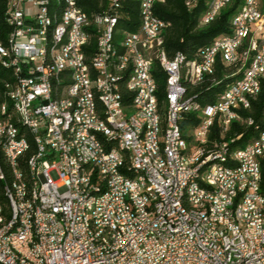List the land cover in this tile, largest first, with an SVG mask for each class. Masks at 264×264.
<instances>
[{
    "label": "built area",
    "instance_id": "obj_1",
    "mask_svg": "<svg viewBox=\"0 0 264 264\" xmlns=\"http://www.w3.org/2000/svg\"><path fill=\"white\" fill-rule=\"evenodd\" d=\"M131 2L124 0L126 9L129 10ZM41 3L42 0H16L11 11L16 22L14 49L5 50L3 47V53H0L3 59L19 70L23 91L15 97L24 99L25 114L40 136L41 157L34 163L39 181L41 235L44 241V250L39 253L46 254L52 264H264V207H260V200L251 189V166L260 165L261 170L264 168V137L247 153L238 155L236 169H224L211 175L209 177H214V184L202 181V188L194 189L193 202H202V205H209L214 210H222L223 219L192 218L184 216L178 209V187L184 178H199L203 166L186 169L188 159L177 158L175 153V145H178L175 125L181 124L188 107L187 98L193 96L190 95L191 91H184L180 87V75L185 69L178 68V61L167 63L174 75L169 167H162L155 148V135H148V138L157 153V161L147 164L145 158L141 157L135 136H131L124 127L122 102L126 96H133L137 107L139 99H146L147 109H144V114H137L136 119L151 118L153 125L155 103L150 98V91L154 90V85L152 77H146L144 73V51H148L151 46L163 45L166 24L159 23L155 12H150V0H145V6H138L139 25L134 34L125 33V37H130L131 49H125V56H117V65H127L129 72H132V61L141 62V75L132 74L130 84L124 85L132 87V95H114L109 92L110 78L104 75L101 65L103 46L99 51L97 66L104 95L110 101L111 118L117 126V133L109 138L121 137L129 142L136 154L137 166L149 172L151 189L163 192L166 205L151 209L152 197L142 200L136 189L137 180L127 178L126 170H121L120 154L110 149L109 138H106L108 152L100 151L97 139L102 138V132L89 105L86 113H80L78 124L85 139L83 153L88 155L90 161L86 182L89 189L91 177H102L103 187L92 203L95 231L86 230L82 195L87 189L74 187L75 172H69L67 155L62 154L61 150V126L66 113L52 105L49 77H43L39 67ZM205 7H210V15L207 16L210 17L217 3L208 5L207 0ZM117 10L115 0H112L109 9H101L104 17L103 45L106 23L111 16H117ZM66 16H69L73 28L70 52L75 58V69L72 71L75 89H82L78 49H85L81 30H88V26L86 17L81 16L79 10L69 9ZM207 17H203V26ZM259 29H264V4L263 8H255L254 0H250L237 19V25L230 26V32L226 33L233 34V42H222L221 36L219 44L213 49H202L204 75L209 69L211 55H218L220 60V54H227L231 60V55L238 49V41L248 39L247 56L243 58L242 66L233 67L231 64V73L243 72L242 83L232 90L230 96L210 104L207 108L209 117L195 115L196 131L202 132V139L206 125L216 124L218 129L219 123H226L227 126L228 114H235L236 124L246 123V127L255 124L254 119L244 116L243 112L250 110L251 102L257 99L252 97V89L261 90V79L264 78V37H259ZM150 30H161L160 39H151ZM57 33L58 29L56 39ZM50 68L56 70V66ZM60 78L61 74L56 72V79L60 81ZM135 82H144L145 93H138ZM75 89L69 98L74 104H80V99H87V96L75 97ZM239 89H248V96L240 97ZM6 115L8 126H0V129L9 143L13 169L16 149L22 145L19 138L10 135L12 125L9 123V114ZM188 141L192 143L195 156L198 143H193V138ZM225 147L221 148L219 155H222ZM25 208L26 204L23 203L22 211L13 209L14 215L24 214L23 233L18 238V244L24 249L27 232ZM251 212H259V219H251ZM26 253L29 255V252ZM0 255L10 263L17 264L7 256L3 247H0Z\"/></svg>",
    "mask_w": 264,
    "mask_h": 264
},
{
    "label": "bare ground",
    "instance_id": "obj_2",
    "mask_svg": "<svg viewBox=\"0 0 264 264\" xmlns=\"http://www.w3.org/2000/svg\"><path fill=\"white\" fill-rule=\"evenodd\" d=\"M96 9L90 12L82 11L78 1L69 0H42L40 7V43L41 51L39 56V67L42 69L43 77L48 78L49 98L56 109L66 113L64 124L61 126V150L67 155L69 172H75L73 183L75 188L87 189L82 195V206L84 225L87 231H95V218L92 203L97 198L100 188L103 187L102 177H91V184L88 189L86 182L87 168H90L88 155L83 153L85 149V139L82 135L81 127H78L80 113H86L91 105L96 123L102 132V138L97 139V146L101 152H108V141L106 138L117 133L115 121L111 118L110 101L106 99L101 86V73L98 71L99 51L101 52V65L105 76L109 77L108 90L114 95H132V87L124 86L130 84L133 75H141V62L132 61V72H129L127 65H117V56H125V49H131L130 37L126 34H134V31L125 30L120 26L125 16L123 12L124 0H115V7H118L117 16H111L106 23L105 39L103 45L104 17L101 9H109L112 0H95ZM133 1V0H126ZM234 0H208V5H216L210 17V7H205L199 27H207L214 22L220 13ZM230 19V26L237 25L243 8H246L250 0H241ZM16 0H6L5 22L10 26L5 41H0V53L5 50L14 49L16 39V22L11 13ZM157 0H150V12H154V5ZM234 4V3H233ZM239 4V3H238ZM264 0H254L255 8H263ZM206 5V4H205ZM138 6H145V0H138ZM232 6V5H231ZM71 10H79L81 16L86 17L88 30H81V37L85 40V49H78L79 68L81 76V88L75 89L73 69H75V58L70 52L73 42V28L69 16L66 13ZM203 17L205 26H203ZM159 23H168L159 17ZM57 39H56V31ZM222 42H233V34H224ZM215 38L204 49H213L220 42V37ZM151 39H160L161 30H150ZM259 37H264V29H259ZM94 41V45L91 42ZM248 39L238 41V49L231 55V60L227 54H220V61L225 66L240 67L243 58L247 56ZM159 54V55H158ZM218 55H211L209 59V69L205 71V59L203 50L194 60H187L181 52H177L171 59L166 56L163 45L151 46L148 51H144V73L146 77H152L154 90L150 91V98L155 103L153 108V125L151 118H138L137 114H144L147 109L146 99L138 100V107L133 96H126L122 102V113L124 116V127L129 130L131 136H135L137 147L141 157L145 158L147 164H154L157 161V153L148 135H155V148L162 167H169L171 163L170 155V116L172 114V92L174 87V75L170 71L167 63L178 61V68L185 69L180 75V87L184 91H192L199 86L204 77L215 72ZM154 64L165 73V99L160 103L157 99V84L153 78L152 69ZM117 65V66H116ZM50 66H56V70H51ZM0 69H3L8 78L2 79V90L0 91V126H8L9 114L10 135L21 140V145L16 149L12 161L9 153L8 140L4 139V132L0 129V247H3L7 256L11 257L17 264H52L47 255L39 253L44 250V241L41 235V206L39 203L38 191L39 181L35 173L34 163L41 157L40 136L35 131V127L30 123L28 115L25 114L24 99H16L23 91V82L19 77V70L9 61L0 55ZM57 74H61L60 81L56 79ZM213 77V75H212ZM229 80L225 82L223 89L217 97L222 99L230 96L232 90L238 88L243 81V72L231 73L226 76ZM2 78V77H1ZM197 79V80H196ZM75 89V97L87 96V99H80V104H74L69 98V94ZM135 89L138 93H145L144 82H135ZM197 89V88H196ZM260 89H252V97H258ZM240 97L248 96V89H239ZM188 107L184 111L186 114L209 117L210 104L202 105L198 96L187 98ZM193 114V115H192ZM195 121V120H194ZM189 123V122H188ZM187 123V124H188ZM236 124L235 114H228L226 123H219L221 140L208 142V135L212 127L216 124L206 125L202 132L196 131V125L190 129V136L195 146V156H193V146L183 134L180 124L175 125L176 141L175 153L177 158L186 160V169L203 168L199 171V178H184L178 187L177 206L186 217L223 219L222 210H214L209 205H202V202H193V192L196 188H202V181L207 184H214V177L222 170L236 169L238 155L247 153L260 142L264 137V131L253 138L243 147H233L234 139L224 140L225 134L229 132L233 124ZM246 127V123H238ZM189 126V125H188ZM187 126V127H188ZM216 127V126H215ZM146 132V133H145ZM239 138V137H237ZM201 139V140H200ZM188 144V145H186ZM226 146V147H225ZM109 147L114 149L116 154H120L121 170H126V177L136 181V189L142 200L151 201V209H159V205H166V198L159 189H151L152 178L146 170L137 166V157L128 141L121 137L109 138ZM225 147L222 155H219L221 148ZM218 155V156H217ZM193 156V157H192ZM192 157V158H191ZM252 180L251 189L255 191V196L260 200V207H264V195L261 193V167L251 166ZM21 191H20V189ZM22 193V194H21ZM26 204L25 222L27 224L25 249L18 244L19 235L23 233L24 214H15V211H22V205ZM251 219H259V212H251ZM29 252V255L26 253ZM0 264H12L0 255Z\"/></svg>",
    "mask_w": 264,
    "mask_h": 264
},
{
    "label": "trees",
    "instance_id": "obj_3",
    "mask_svg": "<svg viewBox=\"0 0 264 264\" xmlns=\"http://www.w3.org/2000/svg\"><path fill=\"white\" fill-rule=\"evenodd\" d=\"M206 1L163 0V2H157L154 5L155 14L169 24L163 33V48L168 58L171 59L177 52H181L187 60L197 59L202 49L208 46L215 38L230 32L231 16L242 1L234 0V4L227 6L214 22L207 27L200 28L199 19L205 9ZM78 5L82 11L90 12L96 9L97 2L95 0H78ZM5 10L6 0H0V41H5L11 31L10 26L5 22ZM123 12L126 17L124 16L125 18L122 19L120 26L128 31L137 30L139 25L137 0L131 2L129 10L128 8L126 9L125 5ZM91 44L90 48L94 45V41ZM217 61L215 72L212 74L213 77L212 75L205 76L203 82L190 92V95L198 96V100L202 105L214 103L217 94L221 92L225 82L229 80L226 76L233 70V67L225 66L220 60ZM152 73L157 84V99L160 103H163L165 99V73L158 64H154ZM6 78H8L6 72L0 69V91L2 90V79ZM243 113L244 116L252 117L255 124L249 127H242L234 123L231 126L232 128L225 134L224 140L230 141L234 139L231 146L236 148L245 146L253 138L257 137L260 132L264 131V78L261 79V90L257 99L251 102L250 110ZM190 116L191 114H186L180 124L185 138L189 136L187 140H191L190 129L197 124L195 116ZM215 126L212 127L208 135L209 144L213 141L221 140L219 129ZM260 189L264 195V168L261 170Z\"/></svg>",
    "mask_w": 264,
    "mask_h": 264
},
{
    "label": "rangeland",
    "instance_id": "obj_4",
    "mask_svg": "<svg viewBox=\"0 0 264 264\" xmlns=\"http://www.w3.org/2000/svg\"><path fill=\"white\" fill-rule=\"evenodd\" d=\"M186 145H188V144H186Z\"/></svg>",
    "mask_w": 264,
    "mask_h": 264
}]
</instances>
